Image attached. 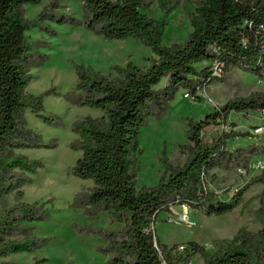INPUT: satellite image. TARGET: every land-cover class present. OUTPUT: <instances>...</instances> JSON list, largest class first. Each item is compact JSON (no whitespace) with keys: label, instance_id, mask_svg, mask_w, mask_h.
Returning a JSON list of instances; mask_svg holds the SVG:
<instances>
[{"label":"trees","instance_id":"trees-1","mask_svg":"<svg viewBox=\"0 0 264 264\" xmlns=\"http://www.w3.org/2000/svg\"><path fill=\"white\" fill-rule=\"evenodd\" d=\"M42 0H0V258L13 253L31 252L38 247L27 221L46 218L38 202L23 199L27 173L35 172L42 162L30 159L17 150L38 146L39 134L28 127L24 114L30 109L43 121V94L27 91L34 64L32 46L27 39L30 27L50 30L46 18L29 22L23 7ZM170 0H159L167 8ZM145 0H83L84 26L107 39L139 40L154 53L147 66L133 61L115 65L105 75L91 66H78L75 104L102 110L98 117L87 116L74 124L79 134L76 148L82 150L73 172L90 179L94 186L88 198L89 209L107 210L111 218L122 222L117 230H99L107 242L103 252L112 255L113 264H162L154 245L152 224L161 211H170L175 204L203 209L207 215H222L243 201V194L254 183H264L262 174L254 176L230 201H223L207 186L210 171L217 166H248L253 156L264 154V143L227 149V140L251 137L249 131H223L218 138L206 142L202 131L214 124H226L232 111H264V91L229 99L224 105L206 114L204 119L188 120L186 142L188 152L182 166H174L163 152L164 172L154 186L137 188L141 128L151 116H160L180 88L196 93L222 77L231 66H240L264 77V0H198L189 14L192 32L182 43L162 44L166 21L147 13ZM173 6L167 8L170 13ZM44 13L39 15L43 17ZM57 23L81 24L71 16L53 15ZM224 63V74L213 77L210 62ZM207 63L203 69L198 65ZM167 79V83L159 86ZM230 125L236 127L235 122ZM19 171V172H18ZM14 194L12 206L1 209L5 198ZM262 197H264V192ZM261 212V209L259 210ZM167 264H189V257L199 253L201 264H264V221L258 231L242 227L230 240L219 242L214 253L198 242L183 244L185 250L173 255L177 246L163 244L156 234ZM0 264H14L1 261Z\"/></svg>","mask_w":264,"mask_h":264},{"label":"rangeland","instance_id":"rangeland-1","mask_svg":"<svg viewBox=\"0 0 264 264\" xmlns=\"http://www.w3.org/2000/svg\"><path fill=\"white\" fill-rule=\"evenodd\" d=\"M151 4L147 13L159 21H166L162 44L170 46L184 42L192 32L189 14L196 8L198 0H170L173 6L170 13L162 8L159 0H145ZM83 0H42L38 4L23 7L29 22H39L46 18L50 30L30 27L27 39L32 46L34 64L30 69L32 79L27 91L35 95L43 94V113L47 121L27 109L24 117L28 127L40 135L38 146L17 150L30 159L41 161L35 172L27 173L29 181L23 187V199L28 203L38 202L47 213L46 218L27 221L31 235L37 238L38 247L31 252L13 253L1 261L14 264H113L112 255L105 254L103 248L107 242L103 233L123 227L115 221L107 210L92 211L88 198L94 183L75 175L73 168L82 150L76 148L79 134L74 124L87 116L98 117L102 110L74 103L78 82V66H91L105 75L112 73L115 65H125L133 61L139 66H147L153 51L139 40H112L94 33L84 26ZM44 16L39 18V15ZM53 15L71 16L83 21L81 24L57 23L47 19ZM206 62L198 65L200 69ZM224 80L216 79L205 87L204 92L213 102H207L202 96L195 99L186 97L189 89L180 88L169 108L160 116H151L141 128L139 146V170L136 186L156 185L163 172L161 157L165 151L174 166H182L188 152L181 146L186 142L188 120L204 119L207 113L224 105L229 99L245 97L254 91H264V77L240 66H231ZM167 83L164 79L159 86ZM192 93V92H191ZM257 115L241 116V124L236 127L226 124H214L203 129L202 138L206 142L215 140L223 131H249L251 137H234L227 140V149L234 151L250 145L264 143V122ZM234 122V121H233ZM264 154L252 157L247 167L242 165H224L213 168L207 177V186L218 193L223 201H230L235 191L242 189L254 176L262 174ZM19 172V171H18ZM264 183H254L243 194V201L230 212L222 215H207L203 209L190 208L189 224L182 222L179 214L183 204H175L170 211H161L157 216L156 234L167 246L189 244L191 241L202 244L206 251L214 253L219 242L230 240L242 227L258 231L264 221ZM14 194L8 195L1 209L15 204ZM261 209V212L259 210ZM171 215L172 220L168 219ZM189 264H201L199 253L189 257Z\"/></svg>","mask_w":264,"mask_h":264},{"label":"built area","instance_id":"built-area-1","mask_svg":"<svg viewBox=\"0 0 264 264\" xmlns=\"http://www.w3.org/2000/svg\"><path fill=\"white\" fill-rule=\"evenodd\" d=\"M261 28L264 29V26L262 25ZM210 71L212 74L211 75L212 78L213 77H221L224 74V63L218 59H215L214 61L210 62ZM205 87L206 86L198 87L196 93H193V92L191 93V92L187 91V92H185V96L191 97L192 99H195L198 95L203 97V95L205 94L204 92H206ZM204 96H205L204 98H206L205 100H207V102H213V100L208 95L205 94ZM202 134H203V131H202ZM183 206H184V210H183V212H181L179 214V218L182 222L189 224V222H190V218H189L190 212L189 211L190 210L188 209L187 204H183ZM169 218L170 219H168V220L173 221L171 215L169 216ZM155 225H156V223L152 224V226H151V230L154 233V245H155L156 249L158 250V253L162 259V264H167V260L164 258L163 252H162V250H161V248L158 245L157 240H156V226ZM184 250H185V246L183 244H181V245H178L173 250L172 253H173V255L176 256V254L181 253Z\"/></svg>","mask_w":264,"mask_h":264},{"label":"crops","instance_id":"crops-1","mask_svg":"<svg viewBox=\"0 0 264 264\" xmlns=\"http://www.w3.org/2000/svg\"><path fill=\"white\" fill-rule=\"evenodd\" d=\"M258 113H261V111H258V110H249V111H244V112L232 111L229 115L228 121L229 122L234 121V122H237L238 124H241V122L237 120V117L241 116V120H244L245 115L249 114L251 116V115H257ZM261 121L264 122V115H262Z\"/></svg>","mask_w":264,"mask_h":264}]
</instances>
